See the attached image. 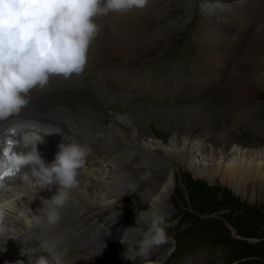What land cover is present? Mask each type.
<instances>
[{"label":"bare ground","instance_id":"bare-ground-1","mask_svg":"<svg viewBox=\"0 0 264 264\" xmlns=\"http://www.w3.org/2000/svg\"><path fill=\"white\" fill-rule=\"evenodd\" d=\"M258 1L260 5L263 4L260 0ZM225 2L228 6L226 10L228 16L222 15L221 12L216 13L209 5L205 6L210 12L217 15L221 14L226 19L221 22V28L219 27L220 25L203 22L207 36L205 34L202 40L196 39L195 42L197 46L202 44L203 48L205 47L209 50L206 59L212 67L214 66V71L218 73L224 65L229 64V56L222 54V52L228 49L227 42L236 37V35L231 36L222 30L229 27L238 29V26L239 28H254L253 32L249 33L248 36L240 37L246 41V48L241 53L240 58L255 69L252 71L228 70L227 78L223 80L225 87L213 104H209L206 101L200 105H175V107L171 108H155L138 102L135 96L115 94L98 85H92L77 75H72L70 78H64L59 75L52 76L43 90L36 88L30 92V102L21 112H30L46 105V101L39 97L43 92L61 90H63V93L68 94L62 101L61 106V109L65 112H73L71 103L68 100L69 94L78 90L82 91L83 95L78 99L74 114H82L84 109L92 111L93 114H99L104 105H110L126 111L125 116L117 118V120L122 121V123L127 122L130 132L116 130L105 135L107 143L117 148L109 156L104 157V162H101V165L99 164L101 167L95 166L94 168H83L81 170L78 186L72 190L71 199L62 210L63 217L76 218L96 210L107 212V210L117 209L119 205L116 204V201L128 198L131 195V185L138 181H144L149 177L157 182V185L150 186L153 190L150 196L134 195L138 199L136 213L147 210L150 203H155L164 210L166 202L171 197L169 190L172 187L173 179L183 166L186 169V173H193L194 175L193 180H190L188 187H186L187 192L190 190L192 194L197 192L199 195L205 194L208 197L220 192L221 194L218 195L225 199L224 196L228 191L239 196L243 190L251 192L250 195L264 191V146H260L257 142L252 144L247 140L243 141L240 134L245 132L242 130V124L252 115V110L255 108L254 104L256 101L252 98L253 91L264 89V26H259L260 24L256 23V19H253V13L250 14L253 10H245L252 7L249 4H255L252 0L247 2L245 0H225ZM238 2L239 5H237ZM150 5L151 2L149 0L148 5L143 9H133L124 14L110 13L107 16L98 17L95 22L99 25L100 32L90 45L88 61L100 62L105 60L108 65L109 58L112 56L123 55L132 57V54L136 51L149 50L161 45L162 41L170 42L172 37L181 32V26L169 22L172 20L176 21L177 18L172 14L166 15L164 8H166L165 5L167 4L156 10L150 9ZM187 5L189 6L188 3ZM190 8H195V12L197 7L192 5ZM242 9L244 10L242 11ZM259 9L262 10L261 14H263L264 4ZM134 11L138 12L135 13ZM192 13L193 11L186 12L185 15H190L191 17ZM119 15H123L124 19H119ZM205 15L208 21L210 18L216 19L208 13H205ZM152 16L157 21H153L151 28L148 29L144 24V18H151ZM168 16L170 18L165 20ZM247 16L249 21L243 23L246 22ZM217 20L220 21L219 18ZM232 20H237V22L233 23ZM132 27H134L133 30ZM224 37H228L226 38V43ZM219 51H221L220 54ZM114 73L116 76L117 72ZM95 97H98L95 100V102H98L91 107L90 102ZM201 99L206 100V96H201ZM259 102L261 101L259 100ZM149 125L160 132L169 133L173 146L170 148H159V150L154 149L157 142L154 143L155 140L152 139L153 135L149 132ZM102 143L100 142V144ZM196 159L199 162L196 163ZM194 161L195 163H193ZM91 163L97 165L94 157ZM172 170H174V173ZM163 172H165V177ZM207 182L214 186H207ZM218 184H220L218 186L219 189L216 187ZM9 187L13 188L12 186ZM18 191L19 195L16 194ZM55 191L56 186H53L52 190L49 191L18 184L17 189L14 190V195L4 199L14 201L19 208L27 209V207H30L35 212L37 208L42 207L40 198L50 199ZM34 196L35 199L33 200ZM141 200L146 201L144 209H139L143 202ZM129 207L124 208L127 209ZM261 209L264 210L263 208ZM127 211L129 212V210ZM259 211L255 215H244L243 223L246 225L244 229H249L247 232L256 229L259 225L258 219L264 214L263 211ZM132 213L133 211H130V214ZM136 219L137 216L134 218L128 217V219H124L125 224L122 223L123 227L120 228V225L116 226L115 233H117L116 236L120 237V240L124 230L137 227ZM141 219H143V216H141ZM106 220L107 224L111 223L109 218ZM116 221L117 218H115ZM171 221L173 220L171 219ZM112 222H114V219H112ZM13 224L17 226L20 224L27 225L28 217L21 211L20 215L15 216ZM191 228H187V230ZM140 235H142L140 230L130 231L124 236V239L135 246L139 242L137 240L141 238ZM174 243L176 244V242ZM119 244L122 246L126 245L120 241ZM61 249L63 250L64 247H61ZM76 260L74 256H69V259L62 261V264H78ZM141 261L143 260L129 261L123 257L122 264H139Z\"/></svg>","mask_w":264,"mask_h":264},{"label":"clouds","instance_id":"clouds-1","mask_svg":"<svg viewBox=\"0 0 264 264\" xmlns=\"http://www.w3.org/2000/svg\"><path fill=\"white\" fill-rule=\"evenodd\" d=\"M148 3L149 0H0V122L18 115L29 104L30 92L43 90L50 77L70 78L84 72L90 45L100 32L97 17L143 9ZM213 7H222L221 0H215ZM64 140L67 143L59 145L50 164L35 145L26 154L17 155L13 152L15 141L7 140L0 151V193L8 191L9 174H14L22 186L49 191L56 186L50 199L40 198L42 207L35 212L0 198V240L9 238L6 217L13 211L24 212L29 229L37 232V246L22 253L27 264H62V254L66 252L61 249L60 238L41 236L61 222L62 210L78 186L90 149L75 137ZM136 223L137 227L124 230L120 242L128 247L122 255L129 261L141 259L150 264L152 249L168 243V229L175 226V221H170L161 207L150 203L147 210L137 213ZM137 230L142 231V236L133 246L124 236ZM33 252L36 254L30 255ZM16 264L25 261L18 260Z\"/></svg>","mask_w":264,"mask_h":264},{"label":"rangeland","instance_id":"rangeland-1","mask_svg":"<svg viewBox=\"0 0 264 264\" xmlns=\"http://www.w3.org/2000/svg\"><path fill=\"white\" fill-rule=\"evenodd\" d=\"M252 1L255 2V4L254 3L249 4V6H252V7L251 8L249 7L245 10H248V11H250V9L253 10L250 13V14L253 13L254 15L253 19L254 20L256 19V23L260 24L259 26H264V19H263L264 14H261L262 10L259 9L264 4L263 2L264 0H260L263 3L261 5L259 4L260 2L258 0H252ZM187 3L189 4V6L187 5ZM214 3H215V0H199L197 2L195 0H189V1L188 0H153L151 2L150 9L156 10L157 8H160L162 5L167 4L165 5L166 8H164L165 13H167L166 15L172 14L175 18H177V20H179V21L172 20L169 22H173L177 24L178 26H181L182 29H181V32L177 33V35H175L174 37L170 39V42L162 41L161 42L162 46L158 45V46H155L149 49V50H154L153 56H152L154 58L146 66L152 67L157 63L156 60H161L162 56L164 55V52H161V50L163 47H165V49L168 48L167 43H169L171 45L166 51L174 48L173 59L170 61L161 60L160 63H158V66L161 68H165V67L170 68L172 76L178 78L179 81H182V82H189L192 79V77L196 76V74H198L197 79H199L201 77V72H203L206 68V59L204 58V54L199 53V47L196 45L195 40L196 39L202 40L203 34L204 36L205 34L207 36L206 29L203 25V22H207L212 25L216 24L217 26L220 25L219 27L221 28L222 26L221 22H223L224 19H226V17L223 18L222 15L228 16V12L226 11L227 10L226 8H228V6L226 5L227 3L224 0H221L222 7H213ZM192 5H195L197 7L195 12H194L195 8L194 9L190 8V6ZM206 5L211 6L212 7L211 9L216 11V13L221 12L222 15L221 14L217 15V14L210 12L208 9H206L205 7ZM243 10L244 9H242V11ZM191 11H193V13L191 14V17L190 15H185L186 12H191ZM205 13L210 14L216 19L210 18L208 21V18L205 17L206 16ZM255 13L257 14V16ZM181 16H183V18H181ZM217 17L220 19V21L217 20L218 19ZM221 19L223 20L221 21ZM144 20H145L144 22L145 26L148 29L151 28L153 21L155 20L157 21V19L154 16H152L151 18H144ZM232 21L233 23L237 22V20H232ZM248 21H249V18L247 16L246 22H243V23H247ZM185 23L188 25L186 29H184L185 26H187ZM160 24H164V23H160ZM238 29H239L238 31L233 32L232 30L234 29L231 30L230 28L229 29L226 28V32L229 35L231 36L236 35V37H233L234 39L230 41L231 43L227 42V45L229 47H231L232 45L233 47L240 49L239 53L237 54V58H236V62L239 65L236 66V69L232 68V69H229V71L230 70L231 71H238V70L252 71L255 68L243 62L240 58L241 53L246 48V41L243 40V42L238 43L236 39L240 37L248 36L249 33L253 32L252 30L254 28H244V27L239 28L238 26ZM246 29H248V31H246ZM226 38L228 37H224L225 43H226ZM176 41H178L182 45H176ZM230 49L231 48H229V50ZM182 50L191 51L192 52L191 56L188 59H186L185 54L181 55ZM147 51L148 50L136 51L135 57L139 56L138 61L140 60V58L142 59L135 66L130 64L129 60L128 61L126 60L125 62H123V59L114 57L113 61L115 64H113V69H114V72H117L115 77H118V76L120 77V75L127 76L130 70H133L137 66L144 64L145 61H147V58L145 59L143 58V56L145 57V54ZM233 58H235V55L233 56ZM138 61H135V62H138ZM117 64H118V67H117ZM146 66H142L140 68L141 71L143 72L146 71L147 70ZM229 71L225 73L223 80L227 78V73ZM223 80L215 88L212 85L207 86L208 93L206 96V100H202L199 97L200 94H197V96L194 94H187L184 96L183 100L178 101V105H183L187 101L192 102L194 100H196V104H198L204 101L208 102V99H210L211 101L210 104H213V102H216L221 92L223 91V88L225 87L223 85V82H224ZM253 93L254 94L252 95V98L256 102L254 104L255 108L252 110L253 113L251 115V119L253 120V122L260 123V126L257 128L258 129L257 133H260L261 131H263V127H264V89H257L256 91H253ZM149 98L160 99L159 96H155V97L149 96ZM259 100L261 102H259ZM172 107H175V106H172ZM245 126H246V123H243L242 129L245 128ZM255 127H256L255 125L253 127H250L248 129V132H244V133L246 135V138L247 137L251 138V140H249L248 142L250 143L257 142L260 144L262 142V137H257L255 135L256 133L254 129ZM150 130L153 131L154 134L156 133L155 135L157 137V139H155L154 137L152 138L155 140L154 143L157 142L156 143L157 145H155L154 149L159 150V148H170L171 146H173L170 141L171 135L169 133L162 132V131L160 132L159 130L149 125V132L150 134H152ZM161 134H164V135H161ZM260 146H264V144L261 143ZM154 162L157 163L156 160H154ZM197 162H199V160L196 159V163ZM193 163H195V161ZM184 168L185 167L183 166L182 167L183 170L179 169L177 176L173 179V183L171 185L172 187L169 190V193L171 192L170 193L171 197L165 204L166 210L164 208L165 212L168 210L166 212L168 215V219L170 221L171 219L173 221H176L175 226L169 228L168 230L169 231L168 233L169 241L167 245L164 244L162 246L152 249L151 254L149 256V262L159 257L162 254V257L160 260L164 259L165 264H173L179 255H183L181 262H185L187 261V258H190L193 264H197V263L198 264H206V263L207 264H236L237 263L235 262L236 259L239 257V255H242L246 257L248 261H250L249 264H264V214L262 215L261 218L258 219L259 225L257 226V228L254 230H251L250 232H247L249 230L248 228H247L248 230L244 229L246 228L245 227L246 225L243 223V220L245 217L244 215L258 214L260 212L259 210L264 212V210L261 209V208L264 209V191L259 194L250 195L251 192L243 190L240 196L234 195L233 193L228 191L225 194V196L223 195L225 199H222L218 195V194H221L220 192L218 194L217 193L212 194L208 197L205 194L199 195V193L197 192L192 194L190 193V190L187 192L186 187H188V183L190 182V180H193L194 175L193 173H186L185 172L186 169ZM165 172H163L164 177L166 176ZM172 172L174 173V170H172ZM156 185H157V182L153 181L152 178L149 177L148 179L144 181H138L137 183L132 184L131 187L134 189H132L131 194L135 193V196H136L138 192L141 193L142 191H145V190L151 191L152 189L150 186H156ZM207 186L213 187L214 185L207 182ZM218 186H220V184L216 185V187L219 189ZM129 202H132V206H133L136 203H138V199L135 198L133 195V199L130 198ZM117 205H119V208H117L116 212L120 211L123 213H128L127 210H129L130 212L131 207H132L131 206L130 208L125 209L124 208L125 206H123V203H119ZM96 212H99V210H96ZM246 218H248V216H246ZM183 223L185 224V226ZM190 227L192 228L187 230V228H190ZM180 233H184V234H180ZM141 236L142 235H140V237ZM186 240L189 242H187ZM180 241H182V243H180ZM193 241H196V242L198 241L197 243L199 244V246H196L193 243ZM174 242H176L177 245ZM173 247H176V250L172 254H170L169 258L166 260L167 254L169 253V251L173 249ZM171 259H174V260L171 261ZM76 261L78 262V264H82L80 261L78 260Z\"/></svg>","mask_w":264,"mask_h":264}]
</instances>
